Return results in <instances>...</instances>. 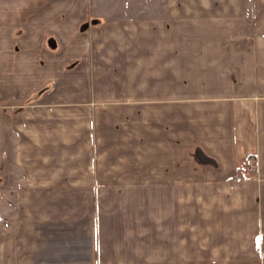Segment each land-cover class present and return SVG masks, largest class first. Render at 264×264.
Masks as SVG:
<instances>
[{
  "label": "crops",
  "instance_id": "obj_1",
  "mask_svg": "<svg viewBox=\"0 0 264 264\" xmlns=\"http://www.w3.org/2000/svg\"><path fill=\"white\" fill-rule=\"evenodd\" d=\"M223 2L0 0V264H264V32Z\"/></svg>",
  "mask_w": 264,
  "mask_h": 264
},
{
  "label": "rangeland",
  "instance_id": "obj_2",
  "mask_svg": "<svg viewBox=\"0 0 264 264\" xmlns=\"http://www.w3.org/2000/svg\"><path fill=\"white\" fill-rule=\"evenodd\" d=\"M126 1L128 3H136V4L140 2L142 3V5L148 6L151 4L153 0H126ZM224 1L225 2H223L222 4L223 6L226 3H228L230 0H224ZM232 1L233 3L231 6H237L235 7V9L238 8V11L244 10L245 12L248 11L250 13H254L256 17L257 30L258 31L261 30L262 32H264V0H232Z\"/></svg>",
  "mask_w": 264,
  "mask_h": 264
},
{
  "label": "built area",
  "instance_id": "obj_3",
  "mask_svg": "<svg viewBox=\"0 0 264 264\" xmlns=\"http://www.w3.org/2000/svg\"><path fill=\"white\" fill-rule=\"evenodd\" d=\"M242 167L247 174L254 176L258 168L256 155L253 153L247 154L243 160ZM259 247L262 254L264 255V241L260 242Z\"/></svg>",
  "mask_w": 264,
  "mask_h": 264
}]
</instances>
